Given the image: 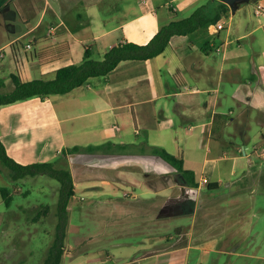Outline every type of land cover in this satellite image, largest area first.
Segmentation results:
<instances>
[{
    "label": "crops",
    "instance_id": "0c3cea01",
    "mask_svg": "<svg viewBox=\"0 0 264 264\" xmlns=\"http://www.w3.org/2000/svg\"><path fill=\"white\" fill-rule=\"evenodd\" d=\"M205 1L0 0V81L12 91L13 74L30 81L80 63L87 49L102 59L121 42L147 44L162 26L188 17L178 15ZM250 3L264 27V0ZM252 23L246 24L251 32L245 35L257 29ZM51 27H57L54 34ZM228 29L229 37L233 26ZM220 33L208 28L174 36L159 56L122 62L109 75L91 78L67 94L2 106L0 138L9 156L24 165L67 162L76 191L69 212L77 201L78 209L83 214L92 209L95 219L109 214L116 238L141 236L142 244L128 257L140 252L156 264H208L212 254L232 262L235 257L264 261V225L259 228L264 209L256 198L264 195V169L255 167V156L262 157L257 146L251 154H240L251 141L253 111L264 127V66L254 69V80H244L240 68L228 73L225 54L220 62L211 57L222 52L209 39ZM229 100L238 105L236 116L233 109L228 115L221 110ZM231 126L243 145L231 136ZM104 144L100 152L62 154L75 146ZM150 147L182 158L198 185L190 186ZM203 177L208 184H200ZM214 183L216 188L209 189ZM121 184L142 194L130 202L115 199L114 187ZM35 216L31 220L38 222ZM115 250L128 264L142 257L130 261L126 248ZM112 260L93 261L116 264Z\"/></svg>",
    "mask_w": 264,
    "mask_h": 264
},
{
    "label": "rangeland",
    "instance_id": "374dc122",
    "mask_svg": "<svg viewBox=\"0 0 264 264\" xmlns=\"http://www.w3.org/2000/svg\"><path fill=\"white\" fill-rule=\"evenodd\" d=\"M253 10V3L242 4L236 14L225 18L226 27L221 30L219 37L209 38L210 40H215L222 49L218 57L211 53L212 59L220 62L221 56L225 54V57L229 61L228 67L230 70L228 73H233L235 67L240 68L244 80L258 79V75L254 72V69L264 66V27H260L256 22ZM194 11L195 9L192 8L185 13L179 14L178 17L189 16ZM252 21L254 23L251 24V27L253 25V29L255 27L257 29L251 34L245 35L246 32H251L250 28L246 31L245 26ZM230 25L233 26V32L228 37ZM29 39L30 37H26L22 41L27 43ZM227 39L230 42L225 45ZM92 58L96 60L101 59L97 53ZM231 87L232 85L227 84L229 92L232 89ZM4 91L9 92L10 90L8 87H5ZM231 109L236 111L235 115H233L236 116L239 111L238 105L229 100L225 102L224 108L221 110H225L228 115ZM229 116L231 117V115ZM258 117V112L253 111L250 121L251 129L249 130L251 141L248 144V149L240 153L241 155L245 156V153H253L255 146H257L256 151L259 155L261 154L260 151L264 149V127L258 124ZM224 118L227 119L229 117ZM229 130L233 132L231 136L235 137L243 145L242 139L237 135L234 128L231 126ZM144 152H146L145 149ZM255 157L257 163L255 167L263 170L264 160L261 158L260 160L258 155ZM56 166L69 169L66 167L68 163L64 161L56 164ZM2 187L10 189L13 202L10 206H7L0 192V264H43L56 236L60 182L47 175H37L13 181L8 169L0 166V188ZM141 192L142 190L138 187L134 189L129 185L121 184L114 187V198L130 202L132 196L135 194L141 195ZM80 194H83V191ZM256 198L259 201V206L264 209V195L257 194ZM76 203L77 201H75L73 208L69 212V225L65 238V256L62 264H98L99 261L93 260H106L107 257L110 260L113 258L116 264L130 263L126 259L121 260L115 248H126L128 253H126L125 258L130 261L144 254L136 252L131 257H128L137 245L142 244L140 242L144 239L141 236L121 235L116 238V234H113L115 224L111 222L109 214L97 215V219H95V215L90 213L92 209L87 208V213L83 214L78 209ZM85 203L86 205L90 204L88 200ZM37 205H39L37 208L39 210L42 209V206L51 207L49 216L38 222L31 220L36 214L34 208ZM263 225L264 217L260 222L259 228ZM115 243H119L120 245L113 246ZM72 252L73 254L71 255ZM195 253L199 256L197 252H193V256ZM72 257L75 258L73 259ZM139 259V262H136L137 264H156L155 258L148 259L142 256ZM207 259H209L208 264H264V261L251 260L248 262L244 258L237 259V257L233 258L232 262L227 256L219 258L217 254H212ZM196 264H198V260H196Z\"/></svg>",
    "mask_w": 264,
    "mask_h": 264
},
{
    "label": "trees",
    "instance_id": "16d2710c",
    "mask_svg": "<svg viewBox=\"0 0 264 264\" xmlns=\"http://www.w3.org/2000/svg\"><path fill=\"white\" fill-rule=\"evenodd\" d=\"M231 14L228 4L219 0H208L197 7L188 17L176 19L162 26L157 34L147 44L133 42H121L110 48L100 60L92 58V52L86 50L83 60L78 64H72L58 69L54 74L43 76L30 81H23L20 76L13 74L14 89L4 91L5 83L0 81V108L5 105L35 97L47 98L51 95H63L79 88L95 77L107 76L125 61H145L164 53L170 46L171 39L177 35H189L200 29H208L218 24L224 17ZM104 145L75 146L63 151V156L77 153H95L103 150ZM150 153L158 156L179 173L183 175L190 186H197L194 172L184 167V161L164 148L150 147ZM0 166L8 169L13 181L47 175L60 182V193L57 209L58 223L56 226L55 240L49 254L43 264H62L65 253V238L69 225V204L75 196V184L70 169L57 167L54 162H37L32 164H20L9 156L5 145L0 138ZM209 189L216 188V184H209ZM1 194L7 206L13 202L11 191L2 187ZM50 206H42L35 219L49 216Z\"/></svg>",
    "mask_w": 264,
    "mask_h": 264
},
{
    "label": "built area",
    "instance_id": "2783aa9c",
    "mask_svg": "<svg viewBox=\"0 0 264 264\" xmlns=\"http://www.w3.org/2000/svg\"><path fill=\"white\" fill-rule=\"evenodd\" d=\"M261 11H262L261 6H257L256 7V14H260ZM225 18L226 17H224L218 24L213 25V26H211L209 28V30L211 31L212 34L218 33L219 31L225 29V27H226L225 26V24H226L225 23ZM56 31H57V27H51V29L49 30V34H54ZM31 48H32L31 43H28L27 44V49H31ZM260 152H261L260 156L264 160V149H262V151H260ZM208 183H209L208 177H203L201 182H200V184H202V185L203 184H208ZM126 195H128V194H126Z\"/></svg>",
    "mask_w": 264,
    "mask_h": 264
},
{
    "label": "water",
    "instance_id": "95a60500",
    "mask_svg": "<svg viewBox=\"0 0 264 264\" xmlns=\"http://www.w3.org/2000/svg\"><path fill=\"white\" fill-rule=\"evenodd\" d=\"M219 1L228 4L231 8V13L235 14L237 10L239 9L240 5L244 3H250L254 0H219Z\"/></svg>",
    "mask_w": 264,
    "mask_h": 264
}]
</instances>
